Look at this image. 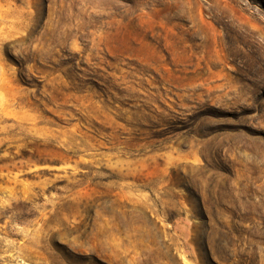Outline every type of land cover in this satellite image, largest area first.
Returning a JSON list of instances; mask_svg holds the SVG:
<instances>
[{"label": "rangeland", "instance_id": "obj_1", "mask_svg": "<svg viewBox=\"0 0 264 264\" xmlns=\"http://www.w3.org/2000/svg\"><path fill=\"white\" fill-rule=\"evenodd\" d=\"M0 264H264V0H0Z\"/></svg>", "mask_w": 264, "mask_h": 264}]
</instances>
